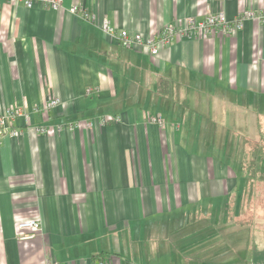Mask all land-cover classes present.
<instances>
[{
	"label": "crops",
	"instance_id": "obj_1",
	"mask_svg": "<svg viewBox=\"0 0 264 264\" xmlns=\"http://www.w3.org/2000/svg\"><path fill=\"white\" fill-rule=\"evenodd\" d=\"M65 6L0 0V114L30 115L10 122L18 135L0 132V264H264V209L245 198L240 162L264 128V24L179 38L155 56L117 36L233 19L264 0ZM30 217L42 231L22 239Z\"/></svg>",
	"mask_w": 264,
	"mask_h": 264
},
{
	"label": "built area",
	"instance_id": "obj_2",
	"mask_svg": "<svg viewBox=\"0 0 264 264\" xmlns=\"http://www.w3.org/2000/svg\"><path fill=\"white\" fill-rule=\"evenodd\" d=\"M13 4L23 3L26 7H33L35 4L44 5L55 10L66 8L65 0H9ZM68 9V8H67ZM69 10L79 14L81 17L89 18L90 11L84 5L73 4ZM246 19H254L264 24V10L247 9L239 13L237 17L229 19L224 11L213 12L208 14L201 20L189 18L184 24L168 23L157 34L151 33L143 36L140 33H130L126 29H122L118 34L119 42L126 47L140 46L146 49L151 55L155 56L160 49L173 41L181 38H199L203 36L221 33L230 35L241 29ZM101 27L104 32L109 34L116 33V27L111 23L110 19L105 16L101 21ZM92 89H89L91 92ZM59 98H53L46 104V109L56 107L60 103ZM38 108V107H37ZM38 110V109H37ZM18 117L30 118L29 113L20 106H14L0 114V132L8 133L16 136L20 131L11 127L10 122ZM79 124V123H78ZM92 125V122L87 123ZM76 125L69 124L68 128L73 129ZM58 129L62 126L58 125ZM39 131L46 132L45 126L38 127ZM18 228L26 232L20 234L22 239H30L35 237L42 231V222L38 217L23 218L18 221Z\"/></svg>",
	"mask_w": 264,
	"mask_h": 264
},
{
	"label": "trees",
	"instance_id": "obj_3",
	"mask_svg": "<svg viewBox=\"0 0 264 264\" xmlns=\"http://www.w3.org/2000/svg\"><path fill=\"white\" fill-rule=\"evenodd\" d=\"M240 162L248 181L245 198L250 206L264 209V128L259 139L245 138ZM252 217L259 218L256 212Z\"/></svg>",
	"mask_w": 264,
	"mask_h": 264
},
{
	"label": "rangeland",
	"instance_id": "obj_4",
	"mask_svg": "<svg viewBox=\"0 0 264 264\" xmlns=\"http://www.w3.org/2000/svg\"><path fill=\"white\" fill-rule=\"evenodd\" d=\"M31 8V7H30ZM194 39V38H193Z\"/></svg>",
	"mask_w": 264,
	"mask_h": 264
}]
</instances>
